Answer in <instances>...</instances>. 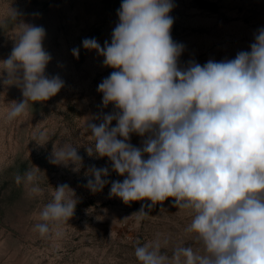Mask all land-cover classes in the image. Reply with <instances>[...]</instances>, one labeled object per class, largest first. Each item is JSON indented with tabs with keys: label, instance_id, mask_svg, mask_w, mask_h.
<instances>
[{
	"label": "clouds",
	"instance_id": "1",
	"mask_svg": "<svg viewBox=\"0 0 264 264\" xmlns=\"http://www.w3.org/2000/svg\"><path fill=\"white\" fill-rule=\"evenodd\" d=\"M174 7L173 0H122L111 43L82 41L116 69L97 90L104 106L118 110L99 124L86 123L94 141L86 150L107 157L124 177L111 182L110 197L125 204L149 200V208L174 198L173 206L191 216L186 232L200 249L180 245L169 256L162 251L167 240L157 237L135 248L140 264H264V28L250 51L182 69L184 45L171 36ZM20 28L10 56L0 61V76L8 74L4 83L22 85L25 98L11 103L8 121L25 114L29 101H46L64 86L59 76L45 75L52 59L43 46L45 29ZM72 54L78 57L79 49ZM133 133L146 137L141 147L129 142ZM50 162L79 171L82 157L70 143L55 144ZM89 172L86 187L102 191L109 169L92 166ZM37 181L32 170L15 176L32 195L42 191ZM77 203L69 185L55 187L33 231L62 237ZM133 215L139 224L148 213L142 205Z\"/></svg>",
	"mask_w": 264,
	"mask_h": 264
},
{
	"label": "rangeland",
	"instance_id": "2",
	"mask_svg": "<svg viewBox=\"0 0 264 264\" xmlns=\"http://www.w3.org/2000/svg\"><path fill=\"white\" fill-rule=\"evenodd\" d=\"M171 36L182 43L178 66L190 62L234 59L250 51L258 30L264 28V0H173ZM122 0H0V61L6 60L21 31L29 24L45 29L44 49L52 59L45 69L49 78L64 81L61 90L46 101L28 102L22 116L8 121L11 103L22 102V85H6L7 72L0 76V264H140L135 248L160 237L167 240L162 251L172 255L176 246L200 249L193 234L186 232L191 216L173 206L168 198L151 208V201L125 204L110 197L112 181L124 177L112 170L107 157L89 155L94 147L86 123L99 124L104 115L115 114L114 104L104 106L98 85L113 71L104 57L87 50L82 41L95 38L111 43L119 23ZM14 13V14H13ZM79 49V56L72 49ZM3 65H0L2 68ZM22 77V72L18 73ZM14 82V81H10ZM113 120L111 126L114 127ZM43 134V135H41ZM146 137L131 134L129 142L141 147ZM70 143L82 157L79 171L69 163H51L53 146ZM108 168V183L93 193L87 187L89 169ZM35 171L41 188L32 195L15 176ZM67 184L78 203L73 217L62 225L63 236L42 238L33 231L39 212L52 200L54 188ZM144 205L148 216L137 224L135 213Z\"/></svg>",
	"mask_w": 264,
	"mask_h": 264
}]
</instances>
